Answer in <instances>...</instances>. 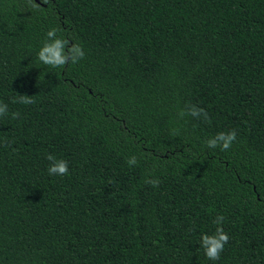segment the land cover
<instances>
[{
  "label": "trees",
  "instance_id": "1",
  "mask_svg": "<svg viewBox=\"0 0 264 264\" xmlns=\"http://www.w3.org/2000/svg\"><path fill=\"white\" fill-rule=\"evenodd\" d=\"M0 103V264H264V0H0Z\"/></svg>",
  "mask_w": 264,
  "mask_h": 264
},
{
  "label": "clouds",
  "instance_id": "2",
  "mask_svg": "<svg viewBox=\"0 0 264 264\" xmlns=\"http://www.w3.org/2000/svg\"><path fill=\"white\" fill-rule=\"evenodd\" d=\"M58 29L51 28L46 33V39L37 53V59L44 65L52 68H61L65 65L72 63H78L85 57V53L79 44H73L69 46V41L59 38L57 35ZM34 101L30 96L21 95L17 99L13 100V103H20L29 105ZM187 110H181L179 116L183 118L185 115L193 117H200L203 115L204 120H208L209 116L205 109L197 108L195 105L186 106ZM8 114V105L0 103V116H6ZM12 118L17 119L19 113H12ZM237 139V133L235 130L229 132L217 133L213 138L206 141L208 148L219 147L222 151H227L231 148L233 142ZM47 160L50 162L47 169L50 176H66L69 174L68 162L63 159H57L52 155H47ZM129 166L137 164V158L132 156L128 159ZM145 183L151 184L153 187H157L160 183L157 179L146 180ZM225 217L223 215H217L213 221L217 225L216 231L213 235L202 234L201 247L204 249V254L207 259L217 261L221 257V253L225 249V245L229 242V235L224 231L222 225Z\"/></svg>",
  "mask_w": 264,
  "mask_h": 264
}]
</instances>
